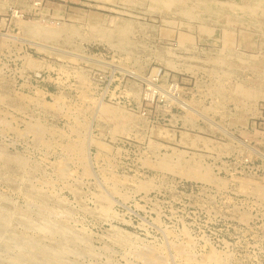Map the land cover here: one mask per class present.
<instances>
[{
	"label": "rangeland",
	"instance_id": "374dc122",
	"mask_svg": "<svg viewBox=\"0 0 264 264\" xmlns=\"http://www.w3.org/2000/svg\"><path fill=\"white\" fill-rule=\"evenodd\" d=\"M193 1L183 5L194 16L189 19L176 15L174 7L156 10L147 0H0V217L9 218L8 225H0L7 241L0 242V264H12L19 254L26 259L28 242L62 251L63 264H144L135 251L145 247L155 256L164 254L170 264H184L172 260L177 246L197 261L213 249L223 254L224 261L207 264H264L259 229L264 212L238 193L240 181L264 184V164L255 157L264 156V39L243 24L226 23L220 8L193 6ZM56 24L76 32L45 38L25 27ZM127 26L129 32L120 35ZM201 26L213 30L215 41L199 39ZM243 33L250 34V47L242 44ZM239 58L245 62L231 64ZM98 102L117 115L105 119ZM32 125L42 127L41 135L30 132ZM88 128L93 144L87 170L82 144ZM186 134L198 144L208 139L228 150L217 155L186 146ZM175 152L200 161L215 181H230L218 174L224 162L241 163L246 175L260 179L230 181L219 195L213 184L154 168ZM145 181L152 188L136 192ZM105 195L113 205H106ZM232 199L240 212H232ZM250 207L252 218L260 214L249 223L253 231L237 219ZM49 222L56 232L41 230ZM125 233L130 237L120 241ZM13 237L21 239V252L8 242ZM42 260L37 255L33 264Z\"/></svg>",
	"mask_w": 264,
	"mask_h": 264
},
{
	"label": "bare ground",
	"instance_id": "6f19581e",
	"mask_svg": "<svg viewBox=\"0 0 264 264\" xmlns=\"http://www.w3.org/2000/svg\"><path fill=\"white\" fill-rule=\"evenodd\" d=\"M149 1L151 4H154V8H156V10H159V11H163L165 12V10H168V9H172L173 7V12L175 11L176 15H181L183 17H186V18H192L191 16H193V14L191 15L190 11L188 8L184 7L183 5H185L186 3H188L190 0H147ZM138 2V1H137ZM192 5L194 6H202V7H210V6H214V7H217V8H220L222 10V12H226L225 15H224V18L226 19V23H233V24H236V25H241L243 24L245 27L249 28L250 30L251 29H254V30H257L258 33H260V35L263 37L264 39V0H194L193 2H191ZM190 3V4H191ZM150 6V5H149ZM186 6V5H185ZM152 7V8H153ZM150 11V10H149ZM156 12V11H154ZM172 12V14H174ZM163 13V12H162ZM169 13V12H168ZM217 13V12H216ZM198 15L195 16V18L197 17ZM233 16V17H232ZM194 17V16H193ZM189 18V19H190ZM222 18V17H221ZM230 18L231 19H234L235 22H232L230 21ZM165 19V18H164ZM171 20V19H170ZM164 23H165V20H163ZM195 21V19H194ZM197 21V20H196ZM167 22V21H166ZM169 22V21H168ZM172 22V21H170ZM193 22V21H191ZM224 22V23H225ZM175 23V22H174ZM186 23V22H185ZM24 24V23H22ZM168 24V23H167ZM169 25V24H168ZM172 25V24H171ZM56 26H58L56 24ZM130 26V25H129ZM173 26V25H172ZM235 26V25H234ZM242 26V25H241ZM25 27L33 34V36H44L45 38H52L54 37L56 34H59L61 32H64V31H69L71 33L73 32H76L73 28H71L70 26H66V25H62L61 27H53V28H47V27H42V26H30V25H25ZM188 27V26H186ZM198 27V26H197ZM116 28V27H115ZM114 28V29H115ZM131 28V26H130ZM244 28V27H243ZM138 29V28H137ZM188 29V28H186ZM197 29V28H196ZM222 30H224L223 28H221ZM239 29V28H238ZM144 30V29H143ZM241 30V29H240ZM245 30V29H244ZM129 32L128 30V26L127 28L125 29H121L119 30V34L122 35L124 33L122 32ZM199 32V39L201 41H213L214 38H216L215 34L213 33V30L212 29H209L207 27H199L198 30ZM231 31V29H230ZM230 31H224V37L225 38H231V34H230ZM111 32V31H110ZM139 32V31H138ZM250 32V31H249ZM105 33V32H104ZM107 33V32H106ZM238 33V31H237ZM251 33V32H250ZM103 34V33H102ZM142 34V33H141ZM234 34V33H232ZM136 35V34H134ZM145 35V34H144ZM75 36V35H74ZM142 36V35H141ZM145 37V36H144ZM179 39V38H178ZM182 41H187V38L186 37H183L181 38ZM242 44L244 46H247L249 44V42H251V37H250V34L248 33H243V35L241 36L240 38ZM215 41V40H214ZM245 42V43H243ZM230 43V42H229ZM227 44V43H226ZM232 44V43H231ZM180 45V44H179ZM189 45V44H188ZM191 45V44H190ZM189 45V46H190ZM188 46V47H189ZM249 46V45H248ZM252 46V45H251ZM233 47V46H232ZM250 47V46H249ZM182 48V47H181ZM186 48V47H184ZM191 48V47H190ZM188 49V48H187ZM184 50V49H183ZM189 50V49H188ZM168 52V51H167ZM169 53V52H168ZM167 53V54H168ZM223 53V52H221ZM151 54V53H150ZM170 55V54H169ZM219 57V56H218ZM229 57V56H228ZM226 57V58H228ZM258 57V56H257ZM177 58V57H176ZM252 58V57H251ZM256 59V58H255ZM28 60V59H27ZM32 60V59H30ZM230 60V59H228ZM214 62V61H213ZM212 62V63H213ZM219 62V61H218ZM217 62V63H218ZM245 60H242V59H233V63H231L232 65L233 64H238V63H244ZM29 65H30V68H33V62L30 61L28 62ZM37 62H35L36 64ZM165 63V62H164ZM38 64V63H37ZM173 64V63H172ZM177 64V63H176ZM179 64V63H178ZM247 64V63H246ZM165 65H167L165 63ZM215 66V65H214ZM172 67V65H171ZM169 67V68H171ZM29 68V67H28ZM201 68V67H200ZM34 69V68H33ZM190 69V67H189ZM203 69V68H202ZM210 69V68H209ZM184 71V70H183ZM35 72V71H34ZM33 72V73H34ZM36 73V72H35ZM75 74V73H74ZM35 75V74H34ZM39 76V75H38ZM80 77V75H78ZM78 77V79H79ZM81 78V77H80ZM80 80V79H79ZM83 82H85V80H83ZM3 84V82H2ZM84 85V84H83ZM85 87V86H84ZM244 90V89H243ZM244 95H249L250 92H246V91H243ZM83 94V93H82ZM85 94V93H84ZM238 94V93H237ZM129 95V94H128ZM255 96V94H253ZM252 95V96H253ZM259 95V94H257ZM8 96V95H7ZM244 97V96H243ZM261 97V96H260ZM2 99V97H0ZM10 98V97H9ZM252 98V97H251ZM258 98V97H257ZM174 100V102H176L179 106H181L182 108L186 109V111H190V113L192 112L193 114H197L198 117H200V114H198L196 111H194L190 106H188L187 104H185L184 102H182L181 100L179 99H176V98H172ZM254 99V97L252 98ZM6 101V100H5ZM88 101V100H87ZM248 102V101H247ZM5 103V102H3ZM98 104V108L101 112L100 115H102L104 118H105V115L106 114H110V115H115V112H113L112 108L113 107H108V106H104L102 104V102H100V105H99V102L97 103ZM96 109V110H97ZM95 110V111H96ZM95 113V112H94ZM118 113V111H117ZM120 113V112H119ZM118 113V114H119ZM98 115V114H97ZM117 115V114H116ZM115 115V116H116ZM108 116V115H106ZM106 119V118H105ZM78 120V119H77ZM119 120V119H118ZM81 121V120H80ZM115 121V120H114ZM79 122V121H78ZM38 127H36L35 125H32V126H29V130L30 132L34 133V134H39V132L41 131L40 129L38 130V128H42L41 126L39 127V125H37ZM78 126V125H77ZM136 126V125H135ZM75 127V126H74ZM122 126H118V129H116L118 132H120L122 129H121ZM131 127V126H130ZM134 127V125H133ZM138 127V125H137ZM73 128V127H72ZM91 128V127H90ZM90 128L87 129V134L88 136L90 135ZM27 129V130H28ZM44 129V128H43ZM121 129V130H120ZM133 129V128H132ZM55 130V129H54ZM127 130H128V127H127ZM9 131V130H8ZM39 131V132H38ZM60 131V130H59ZM55 132V131H54ZM51 133V132H50ZM80 133V131H79ZM133 133V132H132ZM41 135V134H39ZM39 135H37L39 137ZM62 135V134H61ZM223 135L225 137H227L230 141L232 142H235L238 144V146H241V147H244L245 149L247 150H250V147L248 144L246 143H243L241 142L240 140H238L237 138H235L231 133L227 132V131H224L223 132ZM66 136V135H65ZM86 136V138H84V143L82 144L83 145V149H84V153H85V160H86V163H87V170L89 169V166H90V147L91 145L93 144V141L92 139L90 138V136L88 137ZM41 137V136H40ZM58 137V136H57ZM75 137V136H74ZM56 138V137H55ZM60 138V137H59ZM80 138V137H79ZM38 139V138H37ZM72 139V137H71ZM41 140V139H40ZM52 140H55V139H52ZM77 140V139H76ZM38 141V140H37ZM69 141V140H68ZM183 143L186 145V146H190L192 148H195V149H201V150H205V151H209V152H214L216 153L217 155H222L224 153H226V151L228 150V148H226L225 146H221V145H218L217 143H214L213 141H210L208 139H200V143L198 144L196 142V138L195 137H190L188 136L187 134L184 135V138H183ZM65 142V141H64ZM71 142V141H70ZM79 142V141H78ZM82 142V141H81ZM37 143V142H36ZM42 143V141L40 142ZM48 144V142H46ZM56 143V141H55ZM58 143V142H57ZM74 144V142H72ZM52 144V143H51ZM65 144H68V143H65ZM63 144V145H65ZM70 144V143H69ZM79 144V143H77ZM41 146V145H39ZM43 146V145H42ZM50 146V144H49ZM76 147V145L74 146ZM73 147V149H74ZM71 148L70 147V151H71ZM78 148V146H77ZM157 148V146H156ZM63 149V147L61 148ZM76 149V148H75ZM67 150V149H66ZM65 150V151H66ZM79 150V149H78ZM69 151V150H68ZM80 151V150H79ZM82 151V149H81ZM73 152V151H72ZM76 152V150H75ZM78 152V151H77ZM83 152V151H82ZM67 153V152H66ZM69 153V152H68ZM81 152H79L80 154ZM77 154V153H76ZM155 154V153H154ZM258 154V153H257ZM70 155H71V152H70ZM74 155V153H73ZM83 155V154H82ZM78 156V155H77ZM84 156V155H83ZM201 156V155H200ZM261 157L264 159V156L261 155ZM75 158V156H74ZM79 158V156H78ZM82 157L80 156L79 160L81 161ZM197 158V157H196ZM77 159V158H76ZM202 159V158H201ZM74 161V160H73ZM78 161V160H77ZM158 161V160H157ZM81 164V163H80ZM59 165V164H58ZM57 166V165H56ZM59 167V166H58ZM208 167V166H207ZM154 168L159 170V171H162V172H165V173H169V174H172L174 176H177L179 177L180 179H186V180H190V181H196V182H201V183H207V184H213L215 185V187L217 188V190H222V189H227V185L230 181H226V180H222V179H218L216 178V181L212 178V176L210 175V172L208 171V169H205L201 164H200V161L197 162L195 161L192 156H191V159H187L185 160L184 159V156H183V153H174L173 156H165V157H162L159 159V161L154 164ZM26 169V168H25ZM81 169H84V168H81ZM86 170V168H85ZM86 170V171H87ZM24 172V170H23ZM36 172V171H35ZM53 172V171H52ZM6 173V172H5ZM83 173V172H82ZM85 173V172H84ZM88 173V171H87ZM91 173V172H90ZM54 174V173H53ZM22 175V174H21ZM84 175V174H83ZM64 176V174H63ZM22 177V176H21ZM45 177V176H44ZM12 178V177H11ZM43 178V177H42ZM105 178V177H104ZM112 180V177L110 178ZM39 180V179H38ZM53 180V179H52ZM51 180V181H52ZM55 180V179H54ZM106 180V179H105ZM247 180H251L247 178ZM15 181V180H14ZM17 181V180H16ZM29 181V180H28ZM110 181V180H109ZM131 181V180H130ZM129 181V182H130ZM30 182V181H29ZM42 182V181H41ZM53 182V181H52ZM57 182V181H56ZM111 182V181H110ZM121 182V181H120ZM123 182H126V181H123ZM133 182V181H132ZM149 182V181H148ZM147 181L145 182H140L137 187H136V192H148L151 188H152V185H150V183H148ZM15 183V182H14ZM32 183V182H31ZM62 183V181H61ZM105 183V182H104ZM244 183V182H243ZM133 184V183H132ZM34 185V184H32ZM101 186V185H100ZM229 186V185H228ZM111 187V186H110ZM113 190V189H112ZM238 193H242V194H245V195H249L251 197H255L257 200L261 201L262 203H264V184H259V183H256V182H250L248 181V183H244L241 185V181L239 182V187H238ZM39 195V194H37ZM56 198V196H55ZM98 199V198H97ZM102 199L106 202V205H113L114 204V200L109 199L108 196H103ZM29 201V200H28ZM64 201V200H63ZM26 203V202H25ZM29 203V202H28ZM26 203V204H28ZM35 203V202H34ZM25 204V205H26ZM37 206V205H36ZM54 206V205H53ZM52 206V207H53ZM29 207V206H28ZM33 207V206H32ZM48 207V206H47ZM34 208V207H33ZM36 208V207H35ZM221 208V207H220ZM30 209V208H29ZM36 209H40L39 207L36 208ZM45 209V208H44ZM218 209V208H216ZM224 209V208H223ZM34 210V209H32ZM43 210V208L41 209ZM58 210V209H57ZM101 210L104 212V213H107L108 211V208L107 207H101ZM110 210V209H109ZM226 211H228L227 209H225ZM49 211H52L49 209ZM63 211V210H62ZM55 212V211H53ZM44 213H45V210H44ZM33 215V214H32ZM49 215V214H47ZM56 214L54 213V216ZM63 215V214H62ZM50 216H51V212H50ZM53 216V215H52ZM57 216V215H56ZM58 217H60L58 215ZM111 217V216H110ZM227 217V216H226ZM54 218V217H53ZM110 219V218H109ZM248 220V216L247 215H241L240 217V221L241 222H246ZM37 221V219L35 220ZM40 221V220H39ZM9 223V218L7 216H3V217H0V225L1 227H5L6 225H8ZM68 223V222H67ZM69 225V224H68ZM112 226V225H111ZM17 228V227H16ZM41 230L43 232H46V233H53V232H56L57 227L55 226V224L53 222H49L48 224L46 225H42L41 226ZM23 231V230H22ZM31 232V231H30ZM109 232V230H108ZM111 232V231H110ZM24 233V232H23ZM119 235L121 233V231H118ZM25 234V233H24ZM33 234V233H32ZM35 234V233H34ZM29 235V234H28ZM130 235L125 233L123 236H119V240L120 241H126L127 238H129ZM55 238V237H54ZM5 239L0 237V242H7L6 240L4 241ZM10 243H13L15 246L19 247V250L20 252L22 251V246H21V239L18 238V237H13V238H10L8 239ZM9 244V243H8ZM27 246L30 248V250L27 252L29 255L28 256H32V257H28L25 259L21 254L15 256L12 258V264H33L35 262V259H36V256L37 255H41L43 257V260H42V264H63L62 263V255H63V252L62 251H59V250H55V249H47V248H44V249H41L39 248V246L35 243H30L28 242L27 243ZM5 248H8L7 247V244L4 245ZM173 247V246H172ZM178 247V246H177ZM172 248L173 250L175 249V253L176 255L172 258V260L174 259H180L182 262H185L186 264H207V263H216V262H222L224 261V257H223V254L218 252V251H215L214 249L211 251V253L209 255H205V256H202L200 258L199 261L195 260L194 259V255H192V253H190L189 251H186L185 248ZM180 247V246H179ZM171 248V247H170ZM188 249L189 246H188ZM202 249V248H201ZM211 250V249H210ZM15 251V250H14ZM174 252V251H173ZM135 254H136V257L141 259V261L144 262V264H170L169 262H167V258H164V254L161 256H155L154 252L150 249V248H147L145 247L144 249H141L139 250L138 252L135 251ZM161 255V254H160ZM170 257V256H169ZM168 257V258H169ZM170 259V258H169ZM171 261V260H170ZM178 263V262H177ZM184 263V264H185Z\"/></svg>",
	"mask_w": 264,
	"mask_h": 264
},
{
	"label": "built area",
	"instance_id": "2783aa9c",
	"mask_svg": "<svg viewBox=\"0 0 264 264\" xmlns=\"http://www.w3.org/2000/svg\"><path fill=\"white\" fill-rule=\"evenodd\" d=\"M256 158H259V159H261L262 160V162H263V164H264V159H262L261 157H259V156H255ZM245 159H248V160H250L248 157H246ZM235 160H237V159H235ZM241 166H242V164L240 163V164H234V163H230V165L227 163V162H224V163H222V165H221V167L220 168H218V174L220 173V172H224V174H226V175H228V177L230 178V181H235V180H237L238 178L239 179H247V178H251V179H254V180H259L260 178H255V177H251L250 175H246V172L244 171V167L243 168H241ZM264 167V166H263ZM235 168V169H234ZM237 168H240V171L238 172L236 169ZM234 170V171H233ZM235 174H240L241 176H239V177H237V178H235ZM245 174V175H244ZM227 177V178H228ZM235 178V179H234ZM203 192H205V190H202ZM217 193L220 195V194H222V193H224L223 191H218L217 190ZM229 193H231V194H234V195H236L237 196V192H234L233 190H230L229 191ZM225 197H227L226 199L228 200V201H230L231 200V198L232 197H230V196H227V195H225ZM245 198H246V200H248V202L249 203H251L252 205H253V207H255V208H257L259 211L261 210L262 212H264V206L262 205V203H260L259 202V200H257L255 197H251V196H249V195H246L245 196ZM232 205H233V211L232 212H234V213H237V212H240L239 211V208H241V207H239V206H237V204H235L234 203V201H233V199H232ZM253 207H250V208H252V210H250L251 212H248L247 210H249L250 208H247L246 210L245 209H242L241 210V212H243V213H241V214H239V216L241 217V215H247V216H249L248 217V219H249V222H245L246 224H243V225H245V226H247L248 228H249V230L250 231H253L254 230V226L253 227H250L249 226V223L251 224V222L253 221V220H257V217L260 215V214H257V216H256V218L255 217H253L252 218V213L254 212V210H253ZM263 216V215H262ZM240 217L239 218H237V219H239L240 220ZM264 217V216H263ZM251 221V222H250ZM259 221V220H258ZM244 223V222H243ZM259 227H261V228H259V229H261V230H264V223H262ZM257 229V228H256ZM246 233H247V231H246ZM256 240V239H255ZM254 240V241H255ZM261 241V240H260ZM260 241H255L256 243H257V245H261V242ZM255 247V246H254Z\"/></svg>",
	"mask_w": 264,
	"mask_h": 264
}]
</instances>
